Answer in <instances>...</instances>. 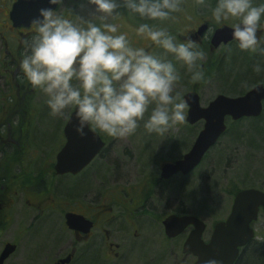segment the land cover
<instances>
[{"label": "rangeland", "instance_id": "374dc122", "mask_svg": "<svg viewBox=\"0 0 264 264\" xmlns=\"http://www.w3.org/2000/svg\"><path fill=\"white\" fill-rule=\"evenodd\" d=\"M66 1L68 4L75 2ZM80 2L81 0L78 4ZM64 6L69 8L72 5ZM212 8L208 0H203L202 3L200 0H182L180 13H175L169 20L160 23L175 35L177 32L174 33L171 29L180 31L186 24L192 27L201 25L203 23L201 20H209L210 26L214 27L211 17ZM89 10L90 6L84 9L78 7L77 12L87 17ZM233 22L226 23L231 25ZM2 36H5L8 42L3 41ZM258 38L261 46L264 47V28L260 29ZM200 48L205 52L202 80L192 82L184 68L177 65L181 80L177 82L175 90L180 91L183 96L197 87L194 89L200 95L202 106H207L219 94L236 97L244 94L256 83L260 81L264 83V72L258 74L253 71L254 64H264V56L259 53L241 51L233 43L226 48L227 56L223 59L218 57L221 49L212 54L209 52V55L207 46L203 45ZM22 51L23 45L17 40L11 38L8 33H0V163L5 165L7 162V165L0 164V166L19 168L23 167L27 160L31 168H47L55 163L56 154L63 145L60 126L65 125L73 110H66L62 117L50 115L45 103L46 97L38 90L32 89L27 82L18 79V65ZM249 57H255V60L252 61ZM213 62H222V67L218 71H211L206 77ZM21 115L24 117L22 118ZM22 120H25L30 128L27 143L25 136L20 137L25 132L24 126L20 128L19 135ZM234 123L236 122L230 119L227 121L228 132L209 151L195 171L187 177L181 176L176 180L180 185L179 193L176 192L180 204L189 214L201 218L209 229L216 222L225 220L229 216L237 191L248 188L264 189V113L257 122L241 120L237 122L238 124ZM202 128V122L189 125L185 119L183 123L172 126L163 136L147 133L142 122L135 133L124 138H113L101 133L106 140L102 154L81 174L66 178L65 182L70 186L75 185L69 192L72 195L84 192L91 198L97 192L110 195L109 188L114 184H121L122 187L125 185L127 188L129 184L136 186L148 178L147 176L156 173L161 161L182 158L191 149ZM28 133L26 132L25 135ZM20 151L22 154H19ZM15 156L21 158L19 162L12 163ZM15 185L11 184L10 190L15 191ZM233 190L234 194L231 193ZM170 191L173 197L174 191L172 189ZM24 193L23 190L22 194L25 195ZM19 197L15 206L13 205L12 222L0 235V252L6 243L17 242L16 235L19 228L26 226L27 220L31 217L29 208L24 206L27 196ZM155 201L161 203L159 197H156ZM146 223L141 225V231L146 241L143 247L146 249L143 252L147 254H133V261L130 264H144V262L155 264L162 252H164L162 264H172L173 257L164 251L165 244L161 241L159 229L153 222L149 223L146 220ZM253 228L259 238L257 239L259 246L264 242V215L253 224ZM116 239L120 240L118 236ZM33 242H39L43 246L45 237L42 233L35 234ZM19 244L17 254L12 255L5 264H35L28 260L30 244L27 237ZM128 245L129 243L124 247L123 258L126 257ZM179 255L181 264L189 263L187 258H183L182 253ZM103 260L105 264H121V262H113L112 259Z\"/></svg>", "mask_w": 264, "mask_h": 264}, {"label": "clouds", "instance_id": "9594fccd", "mask_svg": "<svg viewBox=\"0 0 264 264\" xmlns=\"http://www.w3.org/2000/svg\"><path fill=\"white\" fill-rule=\"evenodd\" d=\"M47 3L55 8H40L31 20L34 33L23 42L18 79L46 97L50 115L74 110L76 134L87 129L113 138L132 135L141 122L147 133L163 136L185 121L188 104L175 90L181 80L177 65L198 82L205 52L159 26L181 11L182 0H81L79 8L90 6L87 17L66 8L64 0ZM125 14L141 21L135 34L147 37L158 52L133 47L120 25L108 22ZM211 17L215 25L234 21L235 46L264 56L257 36L264 28V0H215ZM253 71L264 72V64H254Z\"/></svg>", "mask_w": 264, "mask_h": 264}, {"label": "flooded vegetation", "instance_id": "af4514ba", "mask_svg": "<svg viewBox=\"0 0 264 264\" xmlns=\"http://www.w3.org/2000/svg\"><path fill=\"white\" fill-rule=\"evenodd\" d=\"M17 1L0 0V33H8L11 38L23 45L25 40L31 39L34 33V25L31 24L29 27L23 25L19 27L14 26L10 13ZM74 1L69 3L72 5L69 9L77 11L80 0ZM69 4L64 0V5L68 6ZM201 21L209 22L207 19ZM108 22H114L120 25V30L127 33L128 39L133 47H144L146 50L153 52L158 50L147 37L140 38L135 34L134 29L141 22L139 19L133 20L125 14L115 19L109 18ZM159 26L162 27L163 25L159 22ZM199 27V24L194 27L186 24L182 26L180 31L174 29H171V31L174 33L177 32L178 38L182 42L190 38L199 46H207L209 55V52L212 54L221 49L218 57L224 59L226 48L231 43L221 45L216 49L211 44L214 31L211 34L207 31L201 37L198 34ZM181 30L183 31L181 32ZM2 40L8 42L5 36H2ZM261 83L264 84L262 81L258 84ZM194 91L192 88L188 92ZM67 122L68 120L64 126L62 125L63 128L61 126L60 129L63 145L66 142L64 128ZM98 134L106 143L102 134ZM101 152L100 155L102 154ZM180 159L173 158L167 161H161L156 173L147 176L148 178L136 184V186L129 184V188H127L125 185L122 187L121 184H114L109 188L111 191L110 195H103L97 192L91 198L89 197L90 195H86L84 192H78L75 195L70 194L69 190L73 189L75 185L70 186L65 182L67 180L66 178L76 177L84 170L77 175H58L55 172V163L47 168H31L27 160L24 162V166L19 168L0 166V235L3 229L7 228L12 222L13 208L21 195L22 197L27 196L24 206L29 208L28 211H30L31 217L27 220L28 224L26 226L19 228L16 235L17 242L12 243L16 246L15 252L12 255L17 254L20 241L22 242L27 237L30 244L28 260L31 263L105 264L103 259H112L113 262L130 264L133 261V254H147L143 252L146 249L143 248L146 241L141 231V225L143 223L146 225L147 220L149 223L153 222L159 229V236L161 237L162 243L165 244L163 249L168 255L170 254L173 257L172 264H181V261L179 262V253H182L184 259H188L189 263L187 264H195L198 258L190 252H184V244L189 234L193 231L194 226L189 225L183 233L174 237H169L166 234L165 220L168 217L172 215L177 217L194 216L185 210L183 205L180 204V199L176 196V192L179 193L180 187L176 182L177 178L181 176L187 177L193 171L188 175H182L178 172L169 178L162 177L163 167L166 164H175ZM9 173H12V176H9ZM3 181H6L7 184L2 183ZM10 183L16 184L15 191L10 190ZM67 184L68 187L66 186ZM170 189L174 191L173 197ZM23 190L25 191V195L22 194ZM73 197L74 199H72ZM156 197H159L161 203L155 201ZM68 213L82 216L92 224V227L88 232H85L86 225L84 222H77L75 227L71 229L66 220ZM261 215H264L262 208L260 209L259 217ZM195 217L204 222L201 218ZM223 221L225 220L216 222L211 229L204 222L205 229L202 240L205 244L210 242L216 224ZM47 225L48 227L46 228ZM40 233L45 237L43 246L39 242H33V236ZM207 234L208 236H206ZM117 236L120 239L119 241L116 239ZM257 239L259 238H257L255 232V238L248 245L240 248L239 257L235 264H248L250 257L255 256L254 252L257 251L255 248L258 244ZM182 240L183 243L181 242ZM127 243L129 245L126 249V257L123 258L122 254ZM7 244L3 246L0 255ZM253 247L255 249L252 251L251 248ZM160 249L162 248L160 247ZM34 251L36 252L33 253ZM163 257L164 252L161 253L160 257L158 256V262H155V264H162ZM65 259H69V261L63 263L62 261ZM144 264L146 263L144 262Z\"/></svg>", "mask_w": 264, "mask_h": 264}, {"label": "water", "instance_id": "95a60500", "mask_svg": "<svg viewBox=\"0 0 264 264\" xmlns=\"http://www.w3.org/2000/svg\"><path fill=\"white\" fill-rule=\"evenodd\" d=\"M43 7L55 8V5H49L47 0H18L10 13L14 26L29 27L32 24L31 20ZM208 28V23L203 24L198 34L203 36ZM211 42L214 48L232 42L231 27L223 25L217 28ZM184 99L188 104L186 121L189 124L204 121L203 129L191 149L180 160L163 167L164 178L178 172L188 175L194 170L225 133L227 117L236 121L244 117L260 116L263 110L264 85L258 84L239 97L220 94L205 107L201 105L197 92H188ZM74 124L73 110L64 128L66 142L56 156L55 171L58 175H76L82 172L105 147V142L98 133L85 129V135L80 136L75 133ZM261 208L264 213V190L243 189L236 194L228 218L216 224L208 244L202 240L205 224L195 216L168 217L165 220L166 234L174 237L183 233L189 225H193L194 229L184 244V252H190L198 258L195 264H205L208 259H216L219 264H235L240 248L255 238L252 223L257 221ZM66 220L71 229L77 222H84L85 232L92 227V224L82 216L73 213H68ZM15 249L14 244H7L0 255V264H4ZM68 261L69 259H65L62 262Z\"/></svg>", "mask_w": 264, "mask_h": 264}, {"label": "trees", "instance_id": "16d2710c", "mask_svg": "<svg viewBox=\"0 0 264 264\" xmlns=\"http://www.w3.org/2000/svg\"><path fill=\"white\" fill-rule=\"evenodd\" d=\"M209 2H210V4H211V6L212 7H214L215 6V0H208ZM193 5V4H192ZM226 24H228V23H226ZM214 26L215 27H217L218 25H215L214 24ZM226 56V55H225ZM225 56H224V59H225ZM252 61H254L255 60V57L254 58H252V57H249ZM222 62H224V61H222ZM222 62H213V63H211V66H210V68L208 69L209 70V72L207 73V76L206 77H208L209 75V73L212 71H218L219 70V68L221 69V67H222ZM205 77V78H206ZM194 88H197V87H194ZM22 116V115H21ZM24 116H22V118H23ZM253 121L254 120H260L259 118L258 119H252ZM241 121V120H240ZM240 121H238V122H240ZM25 122V124L23 125V123ZM234 124H238L237 122L236 123H234ZM22 126H24V128H25V132H24V134L23 135H20V128L22 127ZM60 129H61V126H60ZM26 132H29L28 133V135H25V133ZM228 132V129H227V131H226V133ZM225 133V134H226ZM224 134V135H225ZM19 135H20V137L21 136H25L27 139L25 140V142L26 141H28V137H29V135H30V128H28V124H27V122L25 121V120H22V122H20V126H19ZM27 143V142H26ZM61 145H62V143H61ZM61 147V146H60ZM6 154H8L7 152H6ZM17 154H18V151H17ZM19 154H22V152L20 151L19 152ZM19 160H20V157H17V156H15L14 158H13V161H12V163L13 162H15V161H17V162H19ZM0 164H2V163H0ZM2 165H4V164H2ZM5 165H7V162L5 163ZM4 165V166H5ZM11 165V164H10ZM3 166V167H4ZM9 176H12V173H9ZM2 183H4V184H7V182L6 181H3ZM12 183V182H11ZM10 183V184H11ZM234 192V190L231 192V193H233ZM235 193V192H234ZM233 193V194H234ZM255 248L257 249V251H255L254 252V254H255V256H252V257H250V260H248V264H264V242L262 243V244H260L259 246H255ZM254 247L253 248H251V250L253 251V249H255Z\"/></svg>", "mask_w": 264, "mask_h": 264}]
</instances>
